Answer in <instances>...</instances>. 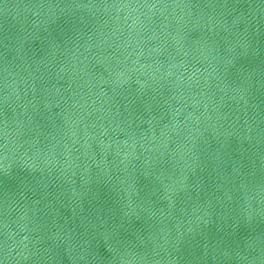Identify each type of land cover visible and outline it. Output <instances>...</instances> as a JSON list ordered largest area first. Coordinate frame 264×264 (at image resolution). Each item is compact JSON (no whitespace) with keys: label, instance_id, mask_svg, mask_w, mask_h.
<instances>
[{"label":"water","instance_id":"1","mask_svg":"<svg viewBox=\"0 0 264 264\" xmlns=\"http://www.w3.org/2000/svg\"><path fill=\"white\" fill-rule=\"evenodd\" d=\"M0 264H264V0H0Z\"/></svg>","mask_w":264,"mask_h":264}]
</instances>
